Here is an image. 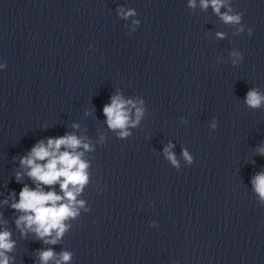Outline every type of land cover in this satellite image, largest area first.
I'll list each match as a JSON object with an SVG mask.
<instances>
[{
  "label": "clouds",
  "instance_id": "1",
  "mask_svg": "<svg viewBox=\"0 0 264 264\" xmlns=\"http://www.w3.org/2000/svg\"><path fill=\"white\" fill-rule=\"evenodd\" d=\"M209 6L224 23L240 24L241 14L221 13L220 9L224 6V0H201L202 8L207 9ZM189 7H195V0H189ZM230 11L231 9H229ZM120 14L127 17L135 13L131 10L124 13L121 10ZM240 31H243V27ZM249 34L251 35V29H249ZM217 35L222 36L220 33ZM233 55H239V53H233ZM245 103L250 108H260L264 106V94L256 89H250L246 94ZM128 105L135 107L133 101L124 100L121 96L115 95L111 98V103L103 107L108 127L113 130H121L119 133L121 137L129 136L127 127L130 124L133 127L136 126L143 115V109L136 108V120L131 121L129 116L131 109L127 107ZM81 145L86 150L89 149L88 144L83 143L74 135L49 138L47 144L40 141L27 156L20 159V164L28 169L27 175L37 185L34 189L25 185L19 193L18 202L11 205L13 209L22 213L15 221L17 228H21L22 232L27 229L34 232L37 238L44 240L45 243L56 244L66 231L65 221L78 215V207H83L84 202L77 201L76 197L88 183L85 171L88 165L81 159L83 153L75 151ZM62 146L71 151H61ZM165 152L172 164L176 165L175 155L167 149ZM259 152L264 154V147H261ZM183 156L189 163L192 162V157L187 151L183 152ZM19 177L20 174L17 173L18 180ZM57 182H59L63 196L54 190L44 191L41 187V185L53 186ZM252 184L256 193L264 200V173H258ZM53 233H55L54 237ZM49 237L51 239H45ZM14 247L15 241L11 239V232L0 231V264H10L11 258L7 253L12 252ZM71 256L70 252L64 251L59 254V259H56L57 253L52 249L39 252L40 264H49L50 261H55V264H68Z\"/></svg>",
  "mask_w": 264,
  "mask_h": 264
}]
</instances>
